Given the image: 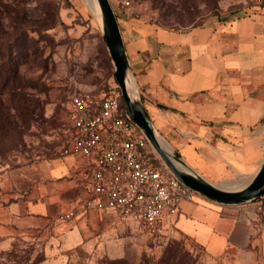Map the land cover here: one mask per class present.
<instances>
[{
    "label": "crops",
    "instance_id": "1",
    "mask_svg": "<svg viewBox=\"0 0 264 264\" xmlns=\"http://www.w3.org/2000/svg\"><path fill=\"white\" fill-rule=\"evenodd\" d=\"M118 23L144 108L174 153L213 183L252 175L264 159V10L255 6L182 30ZM86 161L60 154L40 163V181L28 194L9 201L0 192V239L52 231L65 250L89 228H114L103 212L80 204L72 174ZM75 208L74 220L53 223ZM175 227L203 249L205 264H264V213L252 203L183 201Z\"/></svg>",
    "mask_w": 264,
    "mask_h": 264
},
{
    "label": "rangeland",
    "instance_id": "2",
    "mask_svg": "<svg viewBox=\"0 0 264 264\" xmlns=\"http://www.w3.org/2000/svg\"><path fill=\"white\" fill-rule=\"evenodd\" d=\"M109 2L118 19L175 30L255 8L254 0ZM9 48L19 72L16 90L0 94V192L12 201L40 181V163L60 155L68 96L79 89L93 94L119 89L99 25L84 0H0L2 63ZM103 213L104 222L113 225V216ZM87 232L65 250L52 231L0 239V264H205L203 249L176 227L153 237L133 223Z\"/></svg>",
    "mask_w": 264,
    "mask_h": 264
},
{
    "label": "built area",
    "instance_id": "3",
    "mask_svg": "<svg viewBox=\"0 0 264 264\" xmlns=\"http://www.w3.org/2000/svg\"><path fill=\"white\" fill-rule=\"evenodd\" d=\"M254 5L264 10V0H254ZM66 127L61 156L87 159L72 174L80 204L98 213L111 212L116 226L133 223L147 236H156L175 227L183 201L199 197L160 164L127 116L118 90L72 92ZM252 204L264 213V196ZM78 214L77 208L65 211L55 221L68 223Z\"/></svg>",
    "mask_w": 264,
    "mask_h": 264
},
{
    "label": "water",
    "instance_id": "4",
    "mask_svg": "<svg viewBox=\"0 0 264 264\" xmlns=\"http://www.w3.org/2000/svg\"><path fill=\"white\" fill-rule=\"evenodd\" d=\"M94 1L97 10L96 20L114 69V80L120 91L126 114L145 137L160 164L182 185L218 206H243L261 197L264 194V159L246 181L239 186L227 187L223 183L216 184L201 176L172 149L168 153L162 148L158 141V138L162 137L144 108L112 6L109 0Z\"/></svg>",
    "mask_w": 264,
    "mask_h": 264
},
{
    "label": "trees",
    "instance_id": "5",
    "mask_svg": "<svg viewBox=\"0 0 264 264\" xmlns=\"http://www.w3.org/2000/svg\"><path fill=\"white\" fill-rule=\"evenodd\" d=\"M116 15V14H115ZM117 18V16H116ZM118 21V18H117ZM13 49H7V59L5 61L0 60V94L4 93L5 91H12L13 89L16 90V77L18 76V66L14 61V56H12ZM122 107L123 103H122ZM63 145V142H62ZM62 145L59 150V154L62 148Z\"/></svg>",
    "mask_w": 264,
    "mask_h": 264
},
{
    "label": "bare ground",
    "instance_id": "6",
    "mask_svg": "<svg viewBox=\"0 0 264 264\" xmlns=\"http://www.w3.org/2000/svg\"><path fill=\"white\" fill-rule=\"evenodd\" d=\"M84 2L87 5V7L92 11L95 18H97V10H96L95 1L94 0H84ZM158 141H159L160 145L162 146V148L169 153L171 150V147L166 142H164V140L160 137L158 138ZM247 179H248V177H241V178H239V180L237 182H234V184H227L224 182L223 185L227 186V187H235V186H239L241 183H243Z\"/></svg>",
    "mask_w": 264,
    "mask_h": 264
}]
</instances>
